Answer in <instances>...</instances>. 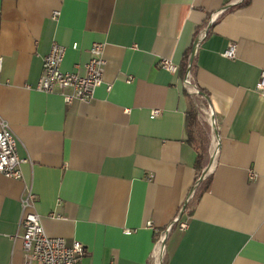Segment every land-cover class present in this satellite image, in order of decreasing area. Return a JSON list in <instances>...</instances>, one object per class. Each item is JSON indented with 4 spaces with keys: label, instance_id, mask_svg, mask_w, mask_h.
Segmentation results:
<instances>
[{
    "label": "crops",
    "instance_id": "0c3cea01",
    "mask_svg": "<svg viewBox=\"0 0 264 264\" xmlns=\"http://www.w3.org/2000/svg\"><path fill=\"white\" fill-rule=\"evenodd\" d=\"M54 43L64 71L104 44L94 99L34 89ZM0 59V118L25 159L20 179L0 173V264H23L28 189L47 235L86 246L82 264H153L180 213L164 264H264V0H0ZM189 65L217 138L205 112L190 126Z\"/></svg>",
    "mask_w": 264,
    "mask_h": 264
},
{
    "label": "built area",
    "instance_id": "2783aa9c",
    "mask_svg": "<svg viewBox=\"0 0 264 264\" xmlns=\"http://www.w3.org/2000/svg\"><path fill=\"white\" fill-rule=\"evenodd\" d=\"M216 17L217 15H214L212 20ZM74 48H77V44H74ZM65 55L66 47L63 45L54 43L51 46L49 53L43 58L42 74L34 89L47 94L61 95L68 104L73 101H91L94 99L96 89L104 82L106 64L104 44L93 43L89 49L88 61L83 65H76L75 71L62 69ZM224 56L231 59L235 58L236 46L230 45L225 50ZM160 65L172 73L179 70V66L167 58H163ZM1 66L2 60L0 59V69ZM193 79L191 65H189L183 77V86L196 102L200 100L201 104H204L203 99H206L207 96L198 89ZM110 89L111 86L109 85L108 90ZM256 91L264 94V71H262L256 85ZM201 110L212 119V127L216 129L213 113L206 108H201ZM160 114V109L152 111L153 117ZM17 148L16 136L8 124L0 118V173L11 179L22 177L21 165L25 159L19 157ZM36 201V195L30 189L21 201L23 214L20 226L23 228V233L17 238L22 243L23 264H82V259L87 254L86 246L80 241H73L68 244L64 238L47 235L42 224V218L36 211ZM147 226L153 227V222L148 221ZM175 226H178L180 230L186 229L188 226L186 222L181 220V213L164 229L163 236L158 240L157 247L152 254L153 264H164L166 238ZM126 233L130 234L132 231L127 230Z\"/></svg>",
    "mask_w": 264,
    "mask_h": 264
},
{
    "label": "rangeland",
    "instance_id": "374dc122",
    "mask_svg": "<svg viewBox=\"0 0 264 264\" xmlns=\"http://www.w3.org/2000/svg\"><path fill=\"white\" fill-rule=\"evenodd\" d=\"M196 104L197 105H195L194 111H196L197 114H201L203 116H206L204 111H201V108H204V109L206 108L205 105L201 104L200 100H197ZM199 129H200V135H201V136H199L200 140L202 141V143L203 142L207 143L208 142V140H207L208 136L207 135L210 134V128L208 127V124H206V123L201 124L200 123Z\"/></svg>",
    "mask_w": 264,
    "mask_h": 264
},
{
    "label": "trees",
    "instance_id": "16d2710c",
    "mask_svg": "<svg viewBox=\"0 0 264 264\" xmlns=\"http://www.w3.org/2000/svg\"><path fill=\"white\" fill-rule=\"evenodd\" d=\"M189 119H190V126H193L197 121L196 111L195 112L191 111V113L189 115ZM205 152H206V150L205 151L202 150L198 153L197 167L200 171L203 170V168H204L203 159H204ZM208 186H209V179L207 178L202 185L203 191H205L208 188Z\"/></svg>",
    "mask_w": 264,
    "mask_h": 264
},
{
    "label": "water",
    "instance_id": "95a60500",
    "mask_svg": "<svg viewBox=\"0 0 264 264\" xmlns=\"http://www.w3.org/2000/svg\"><path fill=\"white\" fill-rule=\"evenodd\" d=\"M191 62H192V59H191ZM214 131H215V134L216 136L218 137V132L216 131V129L214 128ZM205 175V172L203 173L202 177Z\"/></svg>",
    "mask_w": 264,
    "mask_h": 264
}]
</instances>
